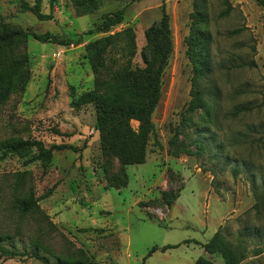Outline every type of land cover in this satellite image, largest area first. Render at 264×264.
I'll return each instance as SVG.
<instances>
[{"label": "rangeland", "instance_id": "rangeland-1", "mask_svg": "<svg viewBox=\"0 0 264 264\" xmlns=\"http://www.w3.org/2000/svg\"><path fill=\"white\" fill-rule=\"evenodd\" d=\"M193 1L100 0L94 12L77 15L71 0H57L54 18L40 21L21 11L19 0H0V24L62 39L123 9L119 24L84 35L79 45L29 36L12 48L14 57L26 58L28 80L18 81L0 104V142L66 144L77 151L55 149L44 161L38 146L22 156L0 148V247L14 253L0 252V264H192L206 256L200 245L219 226L234 244L242 241L241 264H264V9L253 0H203L202 21ZM162 7L173 52L152 115L160 145L150 139L144 163L122 166L100 146L93 105H72L95 85L85 45L130 26L132 66L144 67V31ZM49 10V0H42L41 11ZM201 33L205 40L194 49L208 66L198 84L209 115L187 109L193 77L187 38ZM111 56L122 63L120 52ZM131 125L136 129L137 122ZM164 191L179 194L170 206L162 203ZM31 193L35 204L24 212L17 200ZM245 226L258 233L240 239ZM153 246L158 249L147 256Z\"/></svg>", "mask_w": 264, "mask_h": 264}, {"label": "trees", "instance_id": "trees-1", "mask_svg": "<svg viewBox=\"0 0 264 264\" xmlns=\"http://www.w3.org/2000/svg\"><path fill=\"white\" fill-rule=\"evenodd\" d=\"M202 1L194 0L193 6L201 20L204 21L205 15L201 12ZM253 1L264 9V0ZM41 2L42 0H33V3L29 4L26 0H19L20 9L30 12L40 21L52 20L57 0H49L50 10L48 13L41 11ZM71 2L77 15L90 14L100 5V0H71ZM122 15L123 9L104 13L100 16L101 21L98 25L77 34L76 38L66 37L63 39L49 32L35 33L30 29L12 28L0 24V104L7 100L18 81L23 80L24 83L28 80L25 67L26 58L12 55V48L16 43L31 36L40 42H52L65 46L79 45L83 42L84 35L106 32L119 24ZM144 38L145 46L141 51L144 67L132 66V58L136 54V42L134 29L130 26L88 42L85 45V54L95 74V85L93 89L83 92L72 101V105L75 107L84 104L93 105L95 128L98 131L100 146L103 151L113 153L122 166L144 163L150 139L155 145H160L152 115L161 97L162 74L173 52L170 16L164 7H162L161 17L145 29ZM204 40L202 33L187 38L188 56L193 65L190 100L187 109L191 111L203 109L209 115L211 107L206 100L207 93L198 84L208 72V66L198 59V53L194 49ZM113 51L120 52L123 59L121 64L115 65L117 60L113 56L110 57V53ZM241 109L246 110L247 108L242 107ZM131 121L137 122L136 129L132 127ZM33 146H38L40 151L38 158L44 161L51 159L52 151L55 149L77 151L76 147L66 144L44 148L41 143L21 139L9 138L0 142L3 155L16 153L22 156L29 152ZM201 150L200 148L198 151ZM51 191L52 187L47 189L42 196L50 195ZM178 195L166 191L161 192L162 203L170 206ZM35 201L36 199H33L31 193L30 199L17 200V205L26 212L35 204ZM256 206L257 203H254L252 208L254 209ZM247 232H252L254 235L258 233L257 230L245 226L239 231L238 237L241 239ZM240 242L242 241H239L238 244L231 242L219 226L210 239L202 244V248L209 255H218L222 259V264H241L245 255L240 249ZM170 247L175 246H163L160 249L164 251ZM157 249V246H153L147 256ZM0 252L9 256L14 255L13 252L3 247H0ZM35 256L40 258L37 253ZM55 264L70 263L57 260ZM109 264L118 263L109 262ZM193 264L216 263L209 258L199 256Z\"/></svg>", "mask_w": 264, "mask_h": 264}, {"label": "crops", "instance_id": "crops-1", "mask_svg": "<svg viewBox=\"0 0 264 264\" xmlns=\"http://www.w3.org/2000/svg\"><path fill=\"white\" fill-rule=\"evenodd\" d=\"M204 244V243H203ZM201 246V248H202V245H200ZM203 249V248H202ZM205 252V251H204ZM205 254H206V256H204V257H206V258H209L210 260H212V261H214L215 263H216V260H215V258H213L214 256H218V255H209V254H207L206 252H205ZM194 262V261H193ZM193 264V263H192ZM217 264V263H216Z\"/></svg>", "mask_w": 264, "mask_h": 264}]
</instances>
